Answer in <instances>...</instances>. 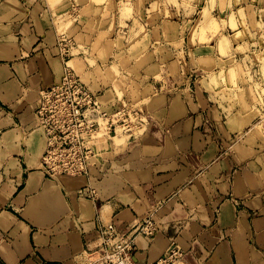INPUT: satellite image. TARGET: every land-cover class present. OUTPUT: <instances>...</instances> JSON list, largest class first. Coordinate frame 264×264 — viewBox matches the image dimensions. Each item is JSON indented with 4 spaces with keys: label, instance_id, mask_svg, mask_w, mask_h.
<instances>
[{
    "label": "crops",
    "instance_id": "0c3cea01",
    "mask_svg": "<svg viewBox=\"0 0 264 264\" xmlns=\"http://www.w3.org/2000/svg\"><path fill=\"white\" fill-rule=\"evenodd\" d=\"M58 23L45 0H0V264H78L103 226L128 233L145 216L157 230L136 238L134 264L171 246L181 251L176 264H264V133L206 72L208 61H187L179 75L167 64L175 77L147 130L120 135L125 144L100 157L93 177L45 178L34 107L39 90L62 77ZM82 31L69 60L76 71L91 51ZM84 186L96 197L79 198Z\"/></svg>",
    "mask_w": 264,
    "mask_h": 264
},
{
    "label": "rangeland",
    "instance_id": "374dc122",
    "mask_svg": "<svg viewBox=\"0 0 264 264\" xmlns=\"http://www.w3.org/2000/svg\"><path fill=\"white\" fill-rule=\"evenodd\" d=\"M45 1L59 21L57 43L66 54L62 72L68 66L81 76L107 113L106 120L99 121L101 131L92 144L85 178L95 173L100 157H109L113 144L115 148L125 144L120 135L131 134V140L142 125L139 132L147 130L152 104L165 94V81L179 75L187 61L191 65L197 59L208 61L206 72H215L214 80L221 79L225 90L249 107L255 126L264 133V0ZM80 29L85 35L79 42H88L91 51L78 56L86 59V67L76 71L77 62L69 60L77 53L71 50ZM173 61L178 68L174 76L166 70ZM192 77L194 82L199 76ZM41 161L39 169L46 179L70 178H49Z\"/></svg>",
    "mask_w": 264,
    "mask_h": 264
},
{
    "label": "built area",
    "instance_id": "2783aa9c",
    "mask_svg": "<svg viewBox=\"0 0 264 264\" xmlns=\"http://www.w3.org/2000/svg\"><path fill=\"white\" fill-rule=\"evenodd\" d=\"M61 51L60 55L65 56ZM102 107L97 95L66 66L57 83L39 90L34 125L42 131L45 140L41 158L44 174L54 179L88 176L92 144L101 131L99 121L107 118ZM77 195L87 199L96 197L87 187L80 188ZM156 230L150 216L137 220L128 233L119 232L113 224L105 225L100 230L98 245L83 251L78 264H134L136 238L151 239ZM180 258L181 251L171 246L151 264H176Z\"/></svg>",
    "mask_w": 264,
    "mask_h": 264
},
{
    "label": "bare ground",
    "instance_id": "6f19581e",
    "mask_svg": "<svg viewBox=\"0 0 264 264\" xmlns=\"http://www.w3.org/2000/svg\"><path fill=\"white\" fill-rule=\"evenodd\" d=\"M67 65V64H66ZM68 67V66H67Z\"/></svg>",
    "mask_w": 264,
    "mask_h": 264
}]
</instances>
